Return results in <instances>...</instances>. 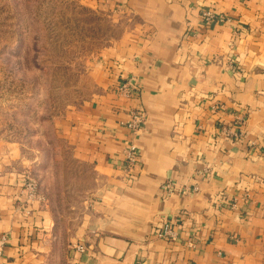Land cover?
<instances>
[{
	"label": "crops",
	"instance_id": "0c3cea01",
	"mask_svg": "<svg viewBox=\"0 0 264 264\" xmlns=\"http://www.w3.org/2000/svg\"><path fill=\"white\" fill-rule=\"evenodd\" d=\"M74 1L127 24L91 65L98 92L58 130L97 184L64 252L0 141L1 264H264V0ZM168 223L172 240L158 237Z\"/></svg>",
	"mask_w": 264,
	"mask_h": 264
},
{
	"label": "rangeland",
	"instance_id": "374dc122",
	"mask_svg": "<svg viewBox=\"0 0 264 264\" xmlns=\"http://www.w3.org/2000/svg\"><path fill=\"white\" fill-rule=\"evenodd\" d=\"M126 26L74 0H0V141L16 145L23 187L48 206L64 252L97 178L59 126L98 92L91 65Z\"/></svg>",
	"mask_w": 264,
	"mask_h": 264
},
{
	"label": "built area",
	"instance_id": "2783aa9c",
	"mask_svg": "<svg viewBox=\"0 0 264 264\" xmlns=\"http://www.w3.org/2000/svg\"><path fill=\"white\" fill-rule=\"evenodd\" d=\"M202 17L205 21L210 20H220L222 18H215V16L210 12H203ZM135 83H132L131 81H126L123 84H121L118 87V91L120 94L124 96H130L135 89ZM131 119L128 123H126L125 127L129 129L132 133H137L140 131L142 125H143V115L140 112H133L131 113ZM124 164L127 171H131L132 169L139 168L140 167V155L139 151L136 148V146L131 142L127 144L125 151H124ZM30 185V184H29ZM34 186H29V190L33 189ZM31 188V189H30ZM164 189L171 190V184L170 182H166L163 185ZM158 237L160 238H166V239H174L176 237V234L172 231L171 225L168 223L166 224L163 229L159 232ZM7 237L5 235L0 236V264L1 260L4 257V250L7 246ZM80 250H82L81 247H79Z\"/></svg>",
	"mask_w": 264,
	"mask_h": 264
}]
</instances>
